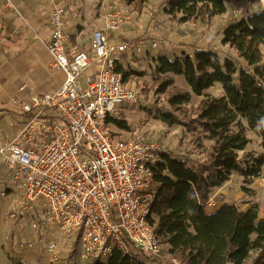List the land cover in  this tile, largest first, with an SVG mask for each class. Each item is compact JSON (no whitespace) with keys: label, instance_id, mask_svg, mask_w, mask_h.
I'll list each match as a JSON object with an SVG mask.
<instances>
[{"label":"built area","instance_id":"2783aa9c","mask_svg":"<svg viewBox=\"0 0 264 264\" xmlns=\"http://www.w3.org/2000/svg\"><path fill=\"white\" fill-rule=\"evenodd\" d=\"M4 4L12 7L10 0ZM48 4L51 31L45 47L64 81L53 94L11 97L9 106L20 124L10 138L0 132V161L20 191L18 211L33 212L37 201L42 205L31 223L37 233L18 248L36 247L48 264H56L59 248L70 241L77 243L81 260L105 262L115 250L131 249L144 258L142 264H155L161 247L148 218L161 151L143 136L119 138L109 122L118 105L137 100V90L116 68L123 56L142 53L146 40L125 39L126 6L103 0L102 25L93 30L89 50L78 51L65 32L62 0ZM161 47L172 48L160 39L152 40L149 50ZM93 65L95 74L85 77L83 87L82 74ZM215 204L208 200L205 208Z\"/></svg>","mask_w":264,"mask_h":264},{"label":"trees","instance_id":"16d2710c","mask_svg":"<svg viewBox=\"0 0 264 264\" xmlns=\"http://www.w3.org/2000/svg\"><path fill=\"white\" fill-rule=\"evenodd\" d=\"M226 1L165 0L161 11L169 17L180 15L181 21L187 22L224 14ZM129 2L139 12L146 0ZM222 42L251 70L237 66L231 59L221 61L210 50H198L181 58H153V79L161 80L160 93H167L173 76H182L191 93L202 97L196 108L187 112L184 106L189 104L190 94L169 95L168 108H156L155 117L169 126L195 128L211 143L204 161L161 153V162L153 169L157 186L152 188L154 199L148 219L166 253L184 264H264V211L260 218L257 203L245 208L223 203L212 213L205 210L211 192L233 173L249 182L264 166V10L230 23L223 31ZM116 70L126 81L128 73L123 67ZM215 84L221 86L222 95H203ZM109 122L116 128L128 129L124 119L110 118ZM247 130L260 138L262 153L258 158L245 152L250 141ZM142 262L144 258L130 249L127 253L115 250L105 262L93 260L91 264Z\"/></svg>","mask_w":264,"mask_h":264},{"label":"rangeland","instance_id":"374dc122","mask_svg":"<svg viewBox=\"0 0 264 264\" xmlns=\"http://www.w3.org/2000/svg\"><path fill=\"white\" fill-rule=\"evenodd\" d=\"M128 10L130 22L123 28L125 39H143L146 40L144 51L138 55H125L122 58L121 66L128 73L125 81L127 86L137 90V100L131 105H118L116 118L124 119L128 129L123 130L114 127L116 135L124 140L134 136H143L151 142L158 145L161 153L170 154L181 158L184 156L190 157L196 161H204L209 151L211 141L201 136L200 132L194 129H188L181 125L169 126L155 117L157 114L156 108H168L167 99L172 94H190L191 100L185 107L187 112L193 110L198 105L202 97L193 95L187 86L182 76H173V84L167 90V93L162 94L158 91L161 80L153 79L155 63L153 58L158 56L167 57H183L184 55H193L198 50H210L215 52L221 61L231 59L235 64L243 69L251 70L242 58L228 45L223 44V31L232 22L245 18L247 15L264 10V3L249 4L241 0H227L226 12L222 15L212 18H204L190 20L187 22L181 21V16L169 17L162 13L161 5L165 0H146L141 11H137L130 0H118ZM65 15L71 11V16L68 20L65 32L68 36L70 44H76V50H89L91 42V34L93 30L102 25V6L103 0H62ZM42 4L47 7L48 0H38L37 5ZM49 5V4H48ZM49 7H51L49 5ZM32 17L33 22L46 21L48 18L47 8L42 13H36ZM78 25L83 26L78 29L84 32L77 34L76 38H71V30ZM13 31L7 32L4 43H11L10 36ZM76 34V32H75ZM118 34H111V37H116ZM15 37L21 38V34ZM164 39L170 43L172 48L168 51L149 50L152 40ZM5 46H8L7 44ZM3 48H5L3 46ZM149 50L150 52H145ZM262 61L264 62V45L261 46ZM5 64L3 68H5ZM12 68L5 70L10 72ZM87 71V70H86ZM82 74L80 80L81 85L85 86V73ZM1 76V74H0ZM1 87V81H0ZM218 97L223 94L220 85L215 84L211 88L203 92V95ZM12 97V96H11ZM5 93H0V104L8 106L9 110H0V132L4 137L10 138L18 125L21 117L19 114L11 111L9 100ZM199 130V129H198ZM200 135V136H199ZM247 138L250 140L246 146L245 152L253 153L256 158L262 153L260 138L246 131ZM198 136L201 138L197 140ZM240 155L242 153H239ZM5 193V196L0 195V243H4L5 237L9 238L8 242H12V251H16L18 245L27 244L33 240L35 236L32 229V219L37 218V212L42 208L41 202L37 201L35 210L19 212L17 200L20 191L14 187L9 178L7 170L0 161V193ZM209 200H213L216 204L210 209L206 207L208 213H212L219 205L235 204L240 208H245L251 203H257L259 206V217H263L264 211V166L261 168L260 174L251 181H246L236 173H233L229 180L220 188L214 189ZM207 206V205H205ZM23 234H26L24 236ZM31 239V240H30ZM26 240V241H25ZM161 255L155 264H182L180 260L166 253V247L161 245ZM38 249L36 247L33 248ZM18 250H22L19 249ZM41 258L46 261V254L39 249ZM43 252V253H42ZM253 256V255H252ZM0 257L3 264L9 263V257L0 251ZM45 261L40 264H45ZM92 260H81L79 258V248L77 243L65 242L59 248L55 257L56 264H91Z\"/></svg>","mask_w":264,"mask_h":264},{"label":"crops","instance_id":"0c3cea01","mask_svg":"<svg viewBox=\"0 0 264 264\" xmlns=\"http://www.w3.org/2000/svg\"><path fill=\"white\" fill-rule=\"evenodd\" d=\"M11 8H7L4 0H0V93H5L9 97H23L27 94H53L59 90L63 81L64 73L53 69L51 60L46 51V43L50 37V11L51 7L47 4L48 18L46 21L33 22L32 17L36 13H42L46 8L38 4V0H10ZM71 16V11L67 12ZM66 18L68 19V16ZM66 19V25L68 20ZM76 25L71 30V38H76L81 31ZM13 31L10 36L11 43H4L7 32ZM76 32V34H75ZM80 32V33H78ZM21 34V38L15 37ZM8 46H5V45ZM3 46L5 48H3ZM76 49V44H71ZM5 64V68H3ZM12 68L10 72L5 70ZM95 65L90 67L85 77L95 74ZM24 87L23 91L20 88ZM1 102V99H0ZM9 110L8 106L0 104V110ZM261 218V217H260ZM26 236V234H23ZM31 238H33L31 236ZM6 242L0 243V251L9 257V263L22 262L24 264H40L45 261L40 257L39 249H25L12 251V242L9 238H4ZM31 240V239H30ZM26 241V240H25ZM43 253V252H42ZM0 257V264H3ZM49 259L46 258L45 264Z\"/></svg>","mask_w":264,"mask_h":264}]
</instances>
